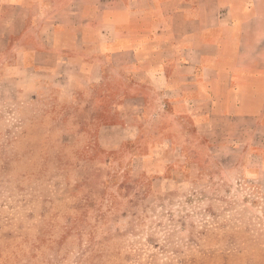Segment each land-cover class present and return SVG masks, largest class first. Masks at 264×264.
<instances>
[{"label": "rangeland", "instance_id": "1", "mask_svg": "<svg viewBox=\"0 0 264 264\" xmlns=\"http://www.w3.org/2000/svg\"><path fill=\"white\" fill-rule=\"evenodd\" d=\"M29 80L0 68V264H264V189L239 156L135 161Z\"/></svg>", "mask_w": 264, "mask_h": 264}, {"label": "crops", "instance_id": "2", "mask_svg": "<svg viewBox=\"0 0 264 264\" xmlns=\"http://www.w3.org/2000/svg\"><path fill=\"white\" fill-rule=\"evenodd\" d=\"M0 68L65 93L135 161L212 143L264 189V0H0Z\"/></svg>", "mask_w": 264, "mask_h": 264}]
</instances>
